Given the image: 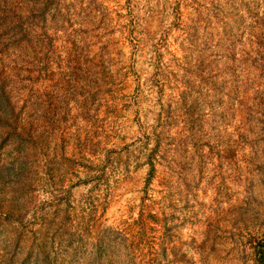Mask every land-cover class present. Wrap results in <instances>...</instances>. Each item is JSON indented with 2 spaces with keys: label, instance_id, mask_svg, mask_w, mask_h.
Returning a JSON list of instances; mask_svg holds the SVG:
<instances>
[{
  "label": "rangeland",
  "instance_id": "obj_1",
  "mask_svg": "<svg viewBox=\"0 0 264 264\" xmlns=\"http://www.w3.org/2000/svg\"><path fill=\"white\" fill-rule=\"evenodd\" d=\"M1 90L0 264H264V0H0Z\"/></svg>",
  "mask_w": 264,
  "mask_h": 264
},
{
  "label": "trees",
  "instance_id": "obj_2",
  "mask_svg": "<svg viewBox=\"0 0 264 264\" xmlns=\"http://www.w3.org/2000/svg\"><path fill=\"white\" fill-rule=\"evenodd\" d=\"M10 102H11L10 96L6 93V91L1 90L0 91V110L6 113L11 104ZM5 172L6 173L11 172V168L5 167Z\"/></svg>",
  "mask_w": 264,
  "mask_h": 264
}]
</instances>
